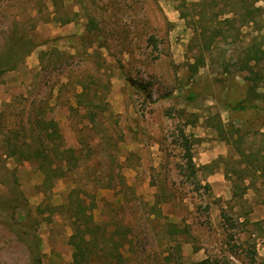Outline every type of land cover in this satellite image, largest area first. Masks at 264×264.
<instances>
[{
	"label": "rangeland",
	"instance_id": "1",
	"mask_svg": "<svg viewBox=\"0 0 264 264\" xmlns=\"http://www.w3.org/2000/svg\"><path fill=\"white\" fill-rule=\"evenodd\" d=\"M259 48L264 0H0V264H264Z\"/></svg>",
	"mask_w": 264,
	"mask_h": 264
},
{
	"label": "trees",
	"instance_id": "2",
	"mask_svg": "<svg viewBox=\"0 0 264 264\" xmlns=\"http://www.w3.org/2000/svg\"><path fill=\"white\" fill-rule=\"evenodd\" d=\"M252 53V55H253V57H252V59L251 60H254L255 62H258L259 63V61L261 60V56L260 55H262V54H264V51H263V49L262 48H259L257 51H252L251 52ZM247 66H249V65H247ZM258 94L256 91L255 92H252V94ZM251 95V94H250ZM191 99H193V97H191ZM247 101L244 99L242 102H240V103H238L236 106H231V109L232 110H236V111H244V110H246L247 109V107L245 106V103H246ZM237 132H239V131H237ZM59 132H58V130H57V128L55 127V130H54V134H56L57 136H59V134H58ZM230 138H228V137H225V140L227 141V142H229V143H231V140H229ZM18 153L21 155V156H29V154L31 155V156H34L35 158H36V160H41L42 161V164H45L44 162H45V160L47 159L46 158V153H45V151L44 150H41V149H39V148H37V149H33L32 151H18ZM65 153H67V151H63L61 154H65ZM238 153L241 155V156H244L243 154V151H238ZM16 154V153H15ZM27 158V157H26ZM47 167H45V166H43V165H41L40 167L42 168V170L46 173V180H49V178H51V174H52V172H53V169H52V165H46ZM242 181L243 182H245V179L242 177ZM261 223V222H260ZM260 223H257L258 224V226H260ZM263 223H264V221H263ZM263 223H261V224H263ZM84 240V239H83ZM76 248H78L79 249V245L78 244H76L75 243V245H74ZM76 258H77V255H76ZM200 264H207V261H204V262H202V263H200Z\"/></svg>",
	"mask_w": 264,
	"mask_h": 264
}]
</instances>
